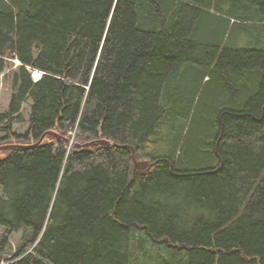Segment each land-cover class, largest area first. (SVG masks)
<instances>
[{
    "label": "trees",
    "instance_id": "obj_1",
    "mask_svg": "<svg viewBox=\"0 0 264 264\" xmlns=\"http://www.w3.org/2000/svg\"><path fill=\"white\" fill-rule=\"evenodd\" d=\"M218 1L233 10L0 0V77L20 62L0 147L57 134L0 153V264H152L151 254L157 264H264V46L218 43L233 24L264 35V0ZM209 48L198 81L189 70L174 84ZM98 140L113 146L81 147Z\"/></svg>",
    "mask_w": 264,
    "mask_h": 264
},
{
    "label": "rangeland",
    "instance_id": "obj_2",
    "mask_svg": "<svg viewBox=\"0 0 264 264\" xmlns=\"http://www.w3.org/2000/svg\"><path fill=\"white\" fill-rule=\"evenodd\" d=\"M214 6H219L222 7V4L219 3L218 0H215ZM224 9V11H220L217 10L213 7V9L211 10V12L214 13L215 17L220 16V15H225V14H229V12H231L233 9H231V7L227 6L226 3L224 5V7H222ZM231 9V10H230ZM228 10H230L229 12H227ZM232 26V25H231ZM229 26V30L227 31V35L223 34L222 37L219 38V42L221 46L225 45V44H229L232 47L235 48H247V47H251V48H256L259 47V44L264 46V35H260V36H255V37H251L252 34H248L249 32L245 29H243V27H239V26H235V27H231ZM216 29H214V31H212L211 33H209L208 35V43H213L214 45H217L216 42ZM222 30V29H221ZM202 44L205 43V40L202 39ZM209 46H212L211 44ZM207 55L212 56L211 58H207ZM214 57V50L209 48L207 49L205 52L203 53H198V62L192 64L191 67H184L181 75L179 78L176 79L174 84H180L178 87L183 88V84L187 83L185 81H183V76L190 70L193 71V77L191 78V83H194L197 80V76L200 72H205V69L207 68V66L210 68V64L211 62H209V60H212V58ZM10 65L9 67L6 69L5 74H3L0 77V113L1 112H5L8 110V106L10 103V99H11V95L13 93V76L14 73L18 70L19 68V63L18 60H12L9 59ZM13 61V62H12ZM17 69V70H16ZM33 70H30V72L32 73ZM34 76V74H33ZM38 77V79L40 78V76L37 74L35 75V80H37L36 78ZM183 86V87H182ZM199 96V99L196 98L195 103H194V109L192 111V114L190 116V118H188L187 122H188V127L189 125L192 124V120H193V113L195 112L194 110L196 109L199 100H202V93L197 95ZM31 102L27 103L24 105V110H23V115L25 117V122L22 124H15L14 125V130L17 131V133L20 134H24L27 129L29 128V118H30V111H31ZM169 109H171L169 107ZM183 123L179 122V121H175V125L172 127V131L174 132V136H179L181 127H182ZM167 132V136H171V129L168 127V131L166 130L165 132H163L162 134H159V137H164L166 135ZM179 133V134H178ZM70 145L73 144L72 139L69 141ZM163 146L164 148L165 146V142L163 141ZM140 152L141 151H137L136 152V161H143L144 163L147 162L146 158H142L139 157L140 156ZM132 153V151H131ZM134 165V164H133ZM149 167V166H148ZM22 237L23 234H17L16 236H14L12 238V243H13V247L16 248L18 246V244L22 241ZM150 257V256H149ZM143 258V254H141V261ZM157 258L155 257V254H151L150 258L145 259L146 261L150 260V263L152 264H157V262L155 261Z\"/></svg>",
    "mask_w": 264,
    "mask_h": 264
},
{
    "label": "water",
    "instance_id": "obj_3",
    "mask_svg": "<svg viewBox=\"0 0 264 264\" xmlns=\"http://www.w3.org/2000/svg\"><path fill=\"white\" fill-rule=\"evenodd\" d=\"M48 135H55L57 136V134H55L54 132H48L46 134H44L41 139L34 145H5V146H1L0 147V153L3 151H8V150H14V149H20V150H29V149H33L35 147L40 146L44 140L46 139V137ZM60 137V136H59ZM93 146H107V147H111L113 146V143L109 142V141H105V140H98V141H93L90 143H87L85 145H81L82 148L86 149V148H90ZM131 151H132V161L133 164L135 165L136 169L138 170H144L148 167V163L145 162L144 164H140L138 163V161H136V149L133 147H130Z\"/></svg>",
    "mask_w": 264,
    "mask_h": 264
},
{
    "label": "bare ground",
    "instance_id": "obj_4",
    "mask_svg": "<svg viewBox=\"0 0 264 264\" xmlns=\"http://www.w3.org/2000/svg\"><path fill=\"white\" fill-rule=\"evenodd\" d=\"M231 19H232V18H231ZM236 20H237V19H236ZM233 25H234V24H233ZM233 25H232V26H233ZM235 25H236V23H235ZM244 25H245V24H244ZM232 26H231V27H232ZM260 26H261V25H260ZM248 29H249V28H248ZM37 74L40 76V78L38 79V77H37V78H36L37 80H35V75H37ZM33 77H34V81H35V83H38V82L41 80V78H42V73H34V76H33ZM82 149H83V148H82ZM128 149H129V148H128ZM1 154H2V153H1ZM147 160H148V159H147ZM138 163H140V164H144L143 161H138ZM147 163L149 164L148 166H150L151 163H150L149 160L147 161ZM147 168H148V167H147ZM147 168H146V169H147ZM146 169H144V170H146ZM137 170H138V169H137ZM144 170H140V171H144Z\"/></svg>",
    "mask_w": 264,
    "mask_h": 264
}]
</instances>
